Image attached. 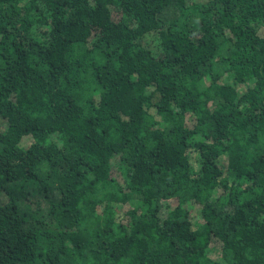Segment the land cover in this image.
I'll list each match as a JSON object with an SVG mask.
<instances>
[{"label": "trees", "instance_id": "trees-1", "mask_svg": "<svg viewBox=\"0 0 264 264\" xmlns=\"http://www.w3.org/2000/svg\"><path fill=\"white\" fill-rule=\"evenodd\" d=\"M0 264H264V0H0Z\"/></svg>", "mask_w": 264, "mask_h": 264}, {"label": "rangeland", "instance_id": "rangeland-1", "mask_svg": "<svg viewBox=\"0 0 264 264\" xmlns=\"http://www.w3.org/2000/svg\"><path fill=\"white\" fill-rule=\"evenodd\" d=\"M214 255H215V252H214Z\"/></svg>", "mask_w": 264, "mask_h": 264}]
</instances>
